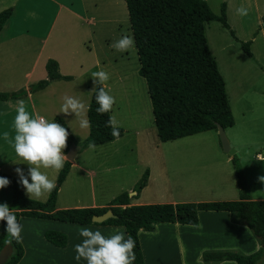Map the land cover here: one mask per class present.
<instances>
[{"label": "crops", "instance_id": "1", "mask_svg": "<svg viewBox=\"0 0 264 264\" xmlns=\"http://www.w3.org/2000/svg\"><path fill=\"white\" fill-rule=\"evenodd\" d=\"M216 1L220 5L225 3L228 21H230V13L239 17L235 12L237 7L242 4L250 5L255 19H263L259 31L264 32V0ZM207 2L209 3V0ZM5 9H10L11 15L0 29V92L16 93L25 90L26 93L19 97L0 100V170L14 176L19 181L16 168H22L27 175L29 166L16 156L13 146L3 139L5 131L10 133V137L15 135L13 124L16 115V101L24 99L27 110L33 115L38 112H46L54 121H56L55 117H61L75 142L80 143L88 136L89 127L82 129L75 114L61 113L63 96H75L88 108L95 87L91 76L93 72L108 70L114 56L119 57L126 71H128L129 64L133 66L131 70L135 72L139 68V60L135 44L134 47L124 52H119L111 47L113 42L122 35H129L133 38V35H130V32L132 34L131 27L130 29L128 27L130 23L124 0H0V12ZM116 24L121 27L126 26V31L121 29L123 32L117 35L106 32V27ZM250 53L247 55L252 56L253 53L251 51ZM50 58L57 60L59 73L71 76V79L51 80L43 88L31 90L32 84L47 77L46 63ZM116 76L119 74L117 73ZM252 97L253 95L244 94L241 99L249 100ZM238 145L240 147V144H237V147ZM72 146L78 145L70 147ZM218 146L216 150L220 160L216 164L210 163L212 166L223 168L226 165L230 168V164L232 165L231 155L222 154ZM70 147L65 149V154ZM88 147L82 150L79 148L70 161V169L58 189L55 209L108 206L110 201L96 200L93 191H91V199L87 203L79 198L76 191L73 181L76 174L89 179H93L95 175L94 170L80 165L76 160L79 154L88 150ZM239 149L236 148L237 151ZM41 170L46 171L50 179L57 180L59 172L52 169ZM242 170L247 179L251 198L263 200L264 182L259 178L264 176V153L256 152L253 160L248 161L246 165L242 164ZM106 171H110V166L106 168ZM233 172L230 169L229 184L225 189H222L224 194L216 197L202 196L196 199L181 195L167 197L160 189L154 194L152 200H139V198L136 201L132 200L142 193L145 194L149 181L154 178L153 171L150 169L146 185L137 197L129 196V204L236 200L239 198V190ZM29 180L31 182L30 177ZM90 183L92 189V182L90 181ZM216 183L211 182L206 188H220ZM20 185L24 194L29 197L26 189L21 183ZM174 192L177 191L174 190ZM48 195L49 193L36 200L45 201ZM12 198V189L9 186L0 189V203H7L10 207ZM18 221L23 226L20 242L24 252L16 264L78 262L75 259L74 246L83 240L79 234L82 227L98 229L105 236H110L119 229L125 233L127 238L124 226L120 225L79 224L30 216H21ZM1 229L2 222L0 221V231ZM47 230L64 233L67 237L66 244L57 246L49 242L44 235ZM138 239L144 264H236L232 260L207 263L202 260L201 254L205 250L224 249L238 250L249 254L260 248L257 238L250 229L235 220L232 213L215 210L198 211L197 224L158 222L155 223L153 231L139 229ZM192 239L199 242L194 245L196 248L193 258H191ZM206 239H216V242L206 243ZM201 240L204 241L200 242ZM259 264H264V260Z\"/></svg>", "mask_w": 264, "mask_h": 264}, {"label": "trees", "instance_id": "2", "mask_svg": "<svg viewBox=\"0 0 264 264\" xmlns=\"http://www.w3.org/2000/svg\"><path fill=\"white\" fill-rule=\"evenodd\" d=\"M124 1L139 60L137 71L146 82L158 139L165 142L203 131H217L218 124L225 129L232 126L234 117L226 95L225 82L204 33L205 23L217 20L233 34L227 20L225 3H221L220 14L217 15L207 0ZM10 15V9L0 12V29ZM242 45L250 55L249 42H243ZM46 70L47 77L32 84L31 90L43 88L51 80L71 79V76L59 73L58 62L53 58L48 59ZM25 93V90L16 93L0 92V100ZM98 106L93 91L87 108L89 134L80 143H76L69 133L67 147L76 144L82 150L90 143L99 145L116 139L111 135V128L106 126L110 112L99 114L96 111ZM55 120L67 128L61 117L57 116ZM119 130L122 136L123 129ZM231 161L239 190V198L236 200L130 205L129 195L123 191L113 197L108 206L55 209L58 189L70 169L69 160L57 175V187L45 201L27 197L14 176L0 170V177L10 181L8 186L13 194L10 208L18 220L21 216H30L79 224L124 226L127 236L131 235L135 240L134 264H144L138 239L139 229L153 231L158 222L197 224L200 210L228 211L235 220L250 229L260 248L249 254L231 249L205 250L201 254L202 260L207 263L232 260L236 264H259L264 260V199L251 198L239 157L232 155ZM148 175L147 168L132 189L135 192L133 197H137L146 185ZM107 209L113 211V217L101 223L92 222L93 215L102 214ZM44 235L57 246L66 244L67 237L60 231L47 230ZM5 244L10 246L12 253L4 264H16L24 249L20 241L8 235L6 222H2L0 249Z\"/></svg>", "mask_w": 264, "mask_h": 264}, {"label": "rangeland", "instance_id": "3", "mask_svg": "<svg viewBox=\"0 0 264 264\" xmlns=\"http://www.w3.org/2000/svg\"><path fill=\"white\" fill-rule=\"evenodd\" d=\"M217 4L216 0H209L208 3L211 10L218 15L221 5ZM246 7L249 9L247 16L237 18L230 13L228 23L233 34L217 20H210L204 26L206 41L223 76L234 117V124L226 128L225 132L232 145L240 148L239 151L236 150V155L241 166L253 160L256 152L264 153V32L259 31L263 19H255L250 10L252 7L248 4ZM120 27L121 25L116 24L106 27L105 30L117 35L123 32L121 29L126 31V26ZM243 42H249L252 56L244 51ZM128 67L126 71L119 57L114 56L106 70L110 76L107 90L116 100L110 116L116 117L123 134L112 142L96 146L95 149L88 147L87 151L77 156L76 160L80 165L95 171L93 179L77 174L74 176L79 198L83 202H89L91 191L96 200L105 202L123 191L130 195L135 183L147 168L152 169L154 178L149 181L145 194L142 193L132 200H152L160 189L167 197L181 195L191 199L224 194L222 189L229 184V172L234 169L231 164L230 168L226 165L222 168L210 163L216 164L220 160L217 145L222 154L229 155L223 151L217 131L208 130L160 142L156 136L146 82L137 70H131L133 66L128 64ZM117 73L119 76H116ZM244 94L253 97L242 100ZM38 114L51 120L46 112ZM108 166L110 171H106ZM244 179L247 181L245 176ZM211 182H217L216 185L220 188H206ZM211 242H216V239H206V243ZM196 244L199 242L192 239L191 258L194 257ZM85 263L81 259L68 264Z\"/></svg>", "mask_w": 264, "mask_h": 264}, {"label": "clouds", "instance_id": "4", "mask_svg": "<svg viewBox=\"0 0 264 264\" xmlns=\"http://www.w3.org/2000/svg\"><path fill=\"white\" fill-rule=\"evenodd\" d=\"M248 11V7L243 4L235 9L236 14L241 17L247 16ZM134 44L131 36L122 35L111 47L124 52L134 47ZM91 76L95 83L93 89L95 100L99 105L96 109L97 113L111 112L116 100L107 90L109 74L100 70L93 72ZM62 100L61 113L75 114L82 129L90 127V121L86 117L87 107L79 98L64 95ZM15 112L13 124L15 135L10 137V133L5 131L3 139L13 146L16 156L29 166L27 175L22 168H16L18 182L26 189L30 199H40L57 187L56 181L50 179L48 173L41 169H52L56 172L63 169L69 159L65 154L69 132L57 121L49 120L38 113L31 114L26 108L24 99L16 101ZM106 126L111 128V135L118 139L120 125L114 115L109 116ZM95 147L94 143L89 144L90 149ZM259 179L264 182V176ZM9 184L7 178L0 177V189ZM0 221L6 222V231L10 237L16 241L22 239L23 226L7 203H0ZM79 234L83 240L74 246L77 261L84 259L87 264H134L136 244L131 235L126 238L125 233L117 229L114 234L105 236L100 230H92L88 227H82Z\"/></svg>", "mask_w": 264, "mask_h": 264}, {"label": "water", "instance_id": "5", "mask_svg": "<svg viewBox=\"0 0 264 264\" xmlns=\"http://www.w3.org/2000/svg\"><path fill=\"white\" fill-rule=\"evenodd\" d=\"M217 133L220 141V145L225 153H228L229 155H236L237 151L233 147L232 143L228 139L225 128L221 125H217ZM79 147L78 146H72L68 149L66 155L68 156V160L71 161L74 158V155L78 152ZM134 191L130 193L129 196L134 195ZM114 213L111 209H107L104 213L102 214H95L92 216V222H97L101 223L105 220H107L110 217H113ZM12 253V250L8 244H5L1 249H0V264H4L8 258L10 257Z\"/></svg>", "mask_w": 264, "mask_h": 264}]
</instances>
